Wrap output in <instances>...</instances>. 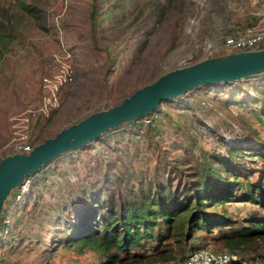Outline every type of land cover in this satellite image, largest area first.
Wrapping results in <instances>:
<instances>
[{
  "label": "rangeland",
  "instance_id": "obj_1",
  "mask_svg": "<svg viewBox=\"0 0 264 264\" xmlns=\"http://www.w3.org/2000/svg\"><path fill=\"white\" fill-rule=\"evenodd\" d=\"M4 2L6 6L13 5L11 0ZM156 2L141 0L147 7L140 13L139 21L144 19L146 12ZM130 3L132 1L128 0V14H138L135 9L137 7L129 6ZM40 4L46 5L44 9L42 7L40 19L35 25L23 28V33L19 34L10 46V51L0 61V152L11 138V117L41 101V83L47 61L50 54L58 50L61 38L72 50L76 78L73 83L62 88L60 107L48 118H39L33 123L31 129L34 145L96 111L121 103L145 83L156 80L168 71L193 64L210 51L219 50L215 57L235 52L223 48L226 38L263 29L260 26L264 25V0H173L161 20L150 22L147 30L144 29L139 36L129 41L133 42L134 48L143 39H147V44L127 71L119 65L110 66L103 50L107 43L106 37L111 33L109 27L116 21L108 23L103 35L105 39L100 34L93 37L91 33L92 0H70L67 9L60 4V0H40ZM129 20H124L123 25ZM145 30L149 32L146 38L143 34ZM130 52L129 49L125 53L124 64H127ZM256 92L260 93L259 97ZM256 97L258 102L248 107L242 105ZM262 99L264 101V74L231 83L201 86L179 99L161 104L160 109L170 113V118L161 124L157 136L160 139L159 145L148 144L149 140L146 141L150 134L143 125L148 121L146 119L137 123L140 124V130L134 131L131 124H124L121 129L105 133L107 135L99 138L101 141L95 140L58 157L32 178L34 200L28 199L27 195L24 200L27 201L26 212L33 213L38 221L23 219L21 229L13 224L16 236L20 239L23 235L27 239L23 243L17 240L16 247L10 253V264H77L78 257L74 253L53 250L52 234L46 235L40 227V221L44 218L41 207L57 198L60 186L64 189L84 179L95 181L102 176L99 169L108 164L113 166L117 163L116 171L119 172L123 163L120 156H127L126 152L132 155L142 153L141 147L146 151L141 169L145 168L146 162L149 165L146 168L152 169L156 157L162 156L157 152L160 147L168 159L189 167L191 163L187 161L193 162L194 159L186 151L187 142L184 140L191 134H194L197 146L205 150L225 152V144L255 146L256 139L264 140ZM121 134L124 135L122 139ZM109 139L111 143L107 141ZM183 156L187 160H180ZM42 177L47 184L38 180ZM14 192L15 189L10 195L13 196ZM14 200L15 197L10 200L11 212L18 209ZM24 200H20L18 206H22ZM242 205H231L230 210L237 215H244ZM24 207L22 211L17 210L21 216L24 215ZM29 234L36 236L29 240ZM39 239L47 243L38 242ZM47 247L52 251L46 252ZM206 247L231 252L227 247L216 245L214 241H209ZM238 255L239 264H263L262 261L247 259L251 253ZM2 264L9 263L5 261ZM153 264H173V261H157Z\"/></svg>",
  "mask_w": 264,
  "mask_h": 264
},
{
  "label": "trees",
  "instance_id": "obj_2",
  "mask_svg": "<svg viewBox=\"0 0 264 264\" xmlns=\"http://www.w3.org/2000/svg\"><path fill=\"white\" fill-rule=\"evenodd\" d=\"M11 1L13 5L6 6L4 0H0V61L23 33V28L35 25L46 6L41 5L40 0ZM131 1L133 4L129 6L137 7L138 14H128V0L113 3L92 0L90 11L93 37L100 34L105 39L103 35L108 23L116 21L109 27L111 33L106 37L103 50L110 66L119 65L127 71L147 44V39H143L134 48L133 42L129 41L147 30L150 22L161 20L173 2L157 0L139 21L140 13L147 5L141 0ZM127 19L130 20L124 26L122 22ZM143 34L146 38L149 32ZM129 49L130 57L124 64L123 57ZM256 96L260 93L256 92ZM257 97L242 105L248 107L258 102ZM262 102L264 108L263 99ZM154 112L124 124H131L134 131L140 130L137 123L148 119L143 124L150 131L146 141L159 145V129L164 120L170 118V113L162 109ZM124 124L112 130L121 129ZM123 137L121 134L120 138ZM107 141L111 143L112 140ZM184 141L187 142L186 151L194 159L187 161L191 163L189 167L168 159L160 147L157 152L162 156L156 157L152 169L146 168L148 162L141 169V163L146 159V151L141 147L142 153L126 152L127 156H120L124 165L122 163L119 172L116 171L117 163L113 166L107 163L99 169L102 176L95 181L84 179L64 189L60 186L57 198L41 207L44 217L40 221L41 231L52 234L53 250L74 253L78 257L77 264H153L157 261L185 264L192 252L206 249L208 242L214 241L243 256L251 253L247 259L264 264V140L256 139L257 143L252 147L225 144V152L198 147L194 134L187 135ZM115 149L119 150L117 146ZM180 160H187V157ZM39 174L37 171L27 178L31 185L22 198L17 197L18 187L4 205L0 217V264L5 261L10 264V253L17 240L23 243L27 239L23 235L20 239L16 236L13 224L21 229L23 219L38 221L33 213L26 212L24 198L27 195L28 199L34 200L32 178ZM38 180L47 184L44 177ZM12 197H15L13 202L18 211L25 206L24 215L17 210L10 211ZM20 200H24L22 206H18ZM240 203L244 215L230 210L231 205ZM34 236L29 234L28 239L32 240ZM38 242L47 243L44 239ZM45 251L52 250L47 247Z\"/></svg>",
  "mask_w": 264,
  "mask_h": 264
},
{
  "label": "water",
  "instance_id": "obj_3",
  "mask_svg": "<svg viewBox=\"0 0 264 264\" xmlns=\"http://www.w3.org/2000/svg\"><path fill=\"white\" fill-rule=\"evenodd\" d=\"M264 74V49L237 51L205 58L168 71L136 89L121 103L96 111L36 144L32 151L6 155L0 161V217L13 189L31 174L63 154L99 139L103 134L139 117H148L163 102L181 98L204 85L231 83Z\"/></svg>",
  "mask_w": 264,
  "mask_h": 264
},
{
  "label": "built area",
  "instance_id": "obj_4",
  "mask_svg": "<svg viewBox=\"0 0 264 264\" xmlns=\"http://www.w3.org/2000/svg\"><path fill=\"white\" fill-rule=\"evenodd\" d=\"M70 0H60V4L67 9ZM252 32L235 37H228L223 43V48L229 51H248L264 49V25ZM220 48V46H219ZM219 52L210 51L202 59L213 58ZM201 59V60H202ZM191 65V64H189ZM75 67L72 50L61 38L58 50L50 54L46 73L42 77L41 101L38 105L26 107L11 117V138L1 149L0 157L14 153H30L35 146L32 142V125L39 118H48L61 104L60 92L66 84L75 81ZM5 154V155H2ZM28 178V177H27ZM25 179L19 186L18 198H22L29 190L30 179ZM240 257L237 252L201 249L192 252L185 264H239Z\"/></svg>",
  "mask_w": 264,
  "mask_h": 264
}]
</instances>
